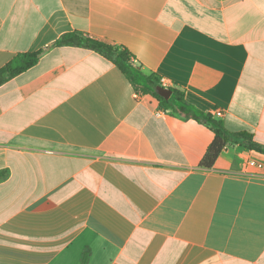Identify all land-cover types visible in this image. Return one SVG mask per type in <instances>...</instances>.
<instances>
[{
  "label": "crops",
  "instance_id": "0c3cea01",
  "mask_svg": "<svg viewBox=\"0 0 264 264\" xmlns=\"http://www.w3.org/2000/svg\"><path fill=\"white\" fill-rule=\"evenodd\" d=\"M67 33L264 146V0H0V70L40 52L0 85V264H264V155L200 168L213 132Z\"/></svg>",
  "mask_w": 264,
  "mask_h": 264
},
{
  "label": "trees",
  "instance_id": "16d2710c",
  "mask_svg": "<svg viewBox=\"0 0 264 264\" xmlns=\"http://www.w3.org/2000/svg\"><path fill=\"white\" fill-rule=\"evenodd\" d=\"M55 46L80 47L102 55L123 73L137 93H150L165 111L172 110V112L178 113L185 119H193L206 125L213 132L214 138L199 163L200 168L210 169L221 152L229 145L241 146L264 155V146L255 142L251 134L246 132H228L220 121L214 120L211 115L205 114L187 103L184 100V96L178 91L172 90L174 104L170 100L160 97L156 93V88L160 86L157 78L153 75L145 76L142 72V67L136 65L134 55L127 48L109 45L75 33L62 35L55 43ZM39 55L40 52L21 53L14 56L0 70V85L33 67L38 62ZM6 176V172H0V181L4 180ZM86 263L87 254L84 255L81 264Z\"/></svg>",
  "mask_w": 264,
  "mask_h": 264
},
{
  "label": "water",
  "instance_id": "95a60500",
  "mask_svg": "<svg viewBox=\"0 0 264 264\" xmlns=\"http://www.w3.org/2000/svg\"><path fill=\"white\" fill-rule=\"evenodd\" d=\"M156 93L160 97L164 98L165 100H168L171 97V95H172V91L171 90L166 89V88L161 87V86L156 88Z\"/></svg>",
  "mask_w": 264,
  "mask_h": 264
},
{
  "label": "built area",
  "instance_id": "2783aa9c",
  "mask_svg": "<svg viewBox=\"0 0 264 264\" xmlns=\"http://www.w3.org/2000/svg\"><path fill=\"white\" fill-rule=\"evenodd\" d=\"M160 84L163 85V86L165 85V83H164L163 80L160 81ZM214 116L217 117V118H220V117H222V112L221 111H216L214 113ZM250 165L251 166H254V163H250Z\"/></svg>",
  "mask_w": 264,
  "mask_h": 264
}]
</instances>
